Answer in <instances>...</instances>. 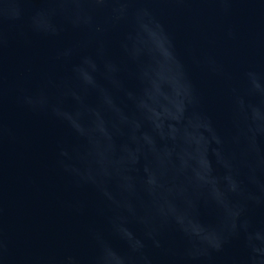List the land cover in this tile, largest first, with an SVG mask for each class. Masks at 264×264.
Here are the masks:
<instances>
[{
    "label": "water",
    "instance_id": "1",
    "mask_svg": "<svg viewBox=\"0 0 264 264\" xmlns=\"http://www.w3.org/2000/svg\"><path fill=\"white\" fill-rule=\"evenodd\" d=\"M0 264H264V0H0Z\"/></svg>",
    "mask_w": 264,
    "mask_h": 264
}]
</instances>
